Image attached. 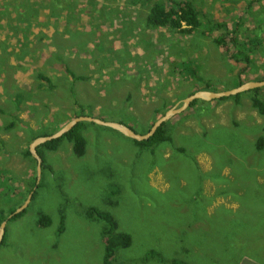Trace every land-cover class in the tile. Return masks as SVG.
Instances as JSON below:
<instances>
[{"label":"rangeland","instance_id":"374dc122","mask_svg":"<svg viewBox=\"0 0 264 264\" xmlns=\"http://www.w3.org/2000/svg\"><path fill=\"white\" fill-rule=\"evenodd\" d=\"M154 1L0 0V211L34 190L25 213L6 218L0 264H103L105 223L85 217L89 206L132 236L116 264L264 259V114L252 100L264 87L198 100L152 149L94 122L80 129L82 156L63 139L40 148L39 169L30 149L79 115L143 134L190 94L264 78V0H189L203 23L187 34L149 25ZM219 23L257 41L251 63L233 58L244 54L236 36L216 42Z\"/></svg>","mask_w":264,"mask_h":264},{"label":"trees","instance_id":"16d2710c","mask_svg":"<svg viewBox=\"0 0 264 264\" xmlns=\"http://www.w3.org/2000/svg\"><path fill=\"white\" fill-rule=\"evenodd\" d=\"M202 18H203L202 13L192 1H189V0H179V1L178 0H155L151 6L149 15L147 17V23L154 28L168 27L170 29L179 30L183 34H187V33H192L194 30H197L201 27L203 23ZM216 26L218 29H221L223 33L222 36L216 39V42L220 45H225L227 44L229 35L232 37L236 36V39H234L235 46L237 48L240 46V50L244 54H242L241 52H234L232 53L233 58L238 59V60L242 59L246 63H251L249 54L253 48L254 49L257 48V46L255 45L257 41L252 40V39L249 41H244V40L239 41L237 39L238 30H235V28L230 27V25L225 24V23H219ZM240 54H242L241 57L238 56ZM76 78L84 79L85 77L78 76ZM260 80H264V78ZM255 90H258V88ZM238 95H240V93L237 94L236 96ZM252 100H253L254 107H256L261 114H264V100H261L257 96H254ZM20 103H21V97L20 95H18V100L16 101V106H17L16 112L19 111ZM196 103H198V100L193 101L191 103V106H193ZM169 122L170 120L168 122L163 123V125L160 126L157 129V131L149 139L142 140V141L133 139L134 142L141 147H148L150 149H152L153 147L155 148L157 145L163 142H171L172 134L170 132L171 128H170ZM86 123L88 122L87 121L79 122L71 130H69L66 134H64L62 137L47 141L39 145L37 147L39 154L42 155V152L40 151V148L42 146L55 150L58 148L59 143L63 139H67L73 143L74 152L78 156H82L86 149V139L83 136V134L80 132V129L83 126H85ZM150 128L147 130V132L150 130ZM257 147L259 149H264V137H260L258 139ZM31 192H34V190L30 189L29 193ZM4 195L8 196V193L5 192ZM19 206L20 205L18 206L15 205L11 207L9 209L10 215L13 212H15ZM86 208L83 211L86 218L91 219V220L93 219L100 220L105 223V226L101 233L103 241H104L103 264H116L117 251L120 248L130 247L132 244V240H133L132 236L127 232L119 230L118 221L116 220V218L111 212L107 210H102L101 208H98L97 206H89L87 209ZM24 213L25 211L23 210L19 212L18 214L14 215L13 217H11L10 219L15 220L21 217ZM8 216L9 215H6L2 211H0L1 219L5 220ZM51 222H52L51 217L43 213L40 214L39 224L43 226H49L51 225ZM63 228H64V216L61 217L60 231H62ZM258 262L261 264H264V259L258 260ZM172 264H186V263L178 261V260H174L172 261Z\"/></svg>","mask_w":264,"mask_h":264},{"label":"water","instance_id":"95a60500","mask_svg":"<svg viewBox=\"0 0 264 264\" xmlns=\"http://www.w3.org/2000/svg\"><path fill=\"white\" fill-rule=\"evenodd\" d=\"M261 87H264V80L248 81V82L240 84L238 87H235L231 90H225V91H212V90L197 91L187 96L186 98H184L181 105L176 104L172 108L168 109L165 112V114H163L153 123L150 130L147 133H143V134H139L134 129H132L128 125L123 124L121 122H112V121H107V120H103V119L88 116V115H79L75 117L74 119L70 120L68 123H66L63 127H61L56 132L49 134V135H43V136H40L34 139V141L31 143L30 149L35 154V157L38 159V162H39L38 164H39V169H40L41 155L39 154L37 147L47 141L62 137L64 134H66L69 130H71L79 122L87 121V122H94L100 125L108 126V127L118 130L119 132H121L122 134L130 138H133L138 141H142V140L149 139L157 131V129L163 125V123L168 122L174 115L184 112L189 106H191V103L195 100L212 101V100L220 99L223 97L234 96L239 93L261 88ZM32 195H33V192L30 193L28 199L24 202L23 205H21L19 208L16 209L15 212L9 215V218L25 210L32 199ZM8 220L9 219L4 220L1 224L0 242L3 240L6 234Z\"/></svg>","mask_w":264,"mask_h":264},{"label":"crops","instance_id":"0c3cea01","mask_svg":"<svg viewBox=\"0 0 264 264\" xmlns=\"http://www.w3.org/2000/svg\"><path fill=\"white\" fill-rule=\"evenodd\" d=\"M239 264H261V263L256 262V261L251 260V259H246L245 261H241Z\"/></svg>","mask_w":264,"mask_h":264}]
</instances>
